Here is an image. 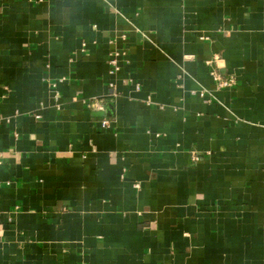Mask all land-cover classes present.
Wrapping results in <instances>:
<instances>
[{
  "label": "crops",
  "instance_id": "crops-1",
  "mask_svg": "<svg viewBox=\"0 0 264 264\" xmlns=\"http://www.w3.org/2000/svg\"><path fill=\"white\" fill-rule=\"evenodd\" d=\"M0 264H264V0H0Z\"/></svg>",
  "mask_w": 264,
  "mask_h": 264
},
{
  "label": "built area",
  "instance_id": "built-area-1",
  "mask_svg": "<svg viewBox=\"0 0 264 264\" xmlns=\"http://www.w3.org/2000/svg\"><path fill=\"white\" fill-rule=\"evenodd\" d=\"M119 53H113L111 55V58H110V62L109 64L112 66V69H111V73H114L115 71H117V58L119 57ZM216 62L218 59L215 57L214 59ZM211 76L215 82V86H216V89L218 90H223V89H229V88H232L235 84H236V81L233 77H226V78H223L221 77L215 70L211 72ZM137 89L139 87H136ZM205 93H202L200 92L199 93V96L203 97ZM91 108H94L98 111L102 110L103 109V106H102V103L100 101H95L91 104ZM38 118V117H36ZM102 126H108V121L107 120H103L102 121Z\"/></svg>",
  "mask_w": 264,
  "mask_h": 264
}]
</instances>
